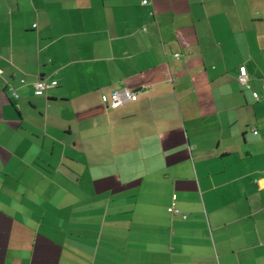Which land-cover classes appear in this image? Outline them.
<instances>
[{"label":"crops","instance_id":"crops-1","mask_svg":"<svg viewBox=\"0 0 264 264\" xmlns=\"http://www.w3.org/2000/svg\"><path fill=\"white\" fill-rule=\"evenodd\" d=\"M144 1L0 0V264H264V0Z\"/></svg>","mask_w":264,"mask_h":264},{"label":"built area","instance_id":"built-area-1","mask_svg":"<svg viewBox=\"0 0 264 264\" xmlns=\"http://www.w3.org/2000/svg\"><path fill=\"white\" fill-rule=\"evenodd\" d=\"M147 3L148 1L145 0L144 4H147ZM238 81L243 87L249 86V73L245 65H241L239 67ZM56 86H57V83L55 81L48 82L46 80L40 79L35 83L34 92L37 96H43L45 93H47L49 89L54 88ZM140 93H141L140 91L132 90L129 88H122V89L116 90L111 94L110 107L113 109H118L123 106L134 103L139 99ZM12 94L14 97H18V94L15 91H13ZM253 95L257 101L264 99V97H262L257 92H254ZM254 132L257 133V131H254ZM172 208H173V212H179V210L176 209L174 206H172Z\"/></svg>","mask_w":264,"mask_h":264}]
</instances>
